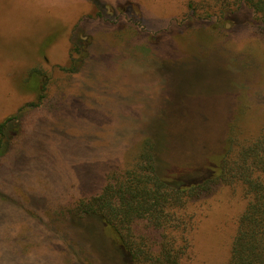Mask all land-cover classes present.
I'll return each mask as SVG.
<instances>
[{"label": "rangeland", "instance_id": "1", "mask_svg": "<svg viewBox=\"0 0 264 264\" xmlns=\"http://www.w3.org/2000/svg\"><path fill=\"white\" fill-rule=\"evenodd\" d=\"M87 37L90 60L70 75L61 68ZM34 68L51 99L60 95L58 114L44 112L49 99L24 113L18 150L0 160L10 198L0 264H124L92 221L51 223L70 239L65 254L42 225L77 190L132 164L145 138L157 141L164 172L185 173L216 166L226 141L235 154L264 131V18L236 0H0V122L37 99ZM246 201L241 184L219 182L178 208L190 244L183 262L229 264ZM23 204L40 221L23 217ZM154 229L135 226L153 251Z\"/></svg>", "mask_w": 264, "mask_h": 264}, {"label": "trees", "instance_id": "2", "mask_svg": "<svg viewBox=\"0 0 264 264\" xmlns=\"http://www.w3.org/2000/svg\"><path fill=\"white\" fill-rule=\"evenodd\" d=\"M236 1L245 3L264 18V0ZM89 42L87 37L74 45L71 65L61 68L63 71L73 75L90 60L87 52ZM40 73L38 68H34L28 76L30 82L38 84L37 99L0 122V160L18 150L16 140L22 128L25 130L21 117L24 113L36 111L49 99L48 104H44V112L51 117L58 114L57 97L60 95H54L51 99L47 93L49 80L42 78L43 73ZM56 85L59 86L58 83ZM64 129L57 127L53 131ZM156 143L154 138L143 139L132 164L125 168H113L102 175L98 182H93L90 188L82 192L77 190L69 204L60 205L59 209L57 207L42 225L45 239L57 242L65 254L68 249L62 243H69L70 239L65 233L60 234L59 228L58 231L52 228L51 223L55 220H58V224L89 220L92 221L90 224H84L103 230L108 242L120 252L124 264H185L183 259L188 258L190 250L189 239L183 232L187 224L182 220L176 221V210L216 183H239L243 186L247 201L236 221L229 248V264H264V131L235 154L231 153L230 143L226 141L225 151L216 166L201 170L189 168V171L183 170L185 173L181 168L171 172L162 170ZM227 143L229 145L226 147ZM9 199L0 191V207ZM21 209L23 212L19 213L23 217L40 221L32 216L35 213L32 205L23 204ZM140 220H146L154 230L161 231L155 251L151 250V246L144 245L141 238L138 239L135 226ZM70 245V250L74 249L72 242Z\"/></svg>", "mask_w": 264, "mask_h": 264}]
</instances>
